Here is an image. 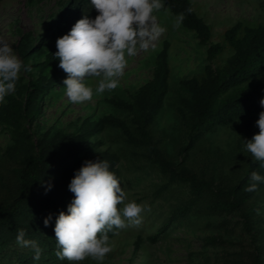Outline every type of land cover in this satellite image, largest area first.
<instances>
[{
    "label": "trees",
    "instance_id": "trees-1",
    "mask_svg": "<svg viewBox=\"0 0 264 264\" xmlns=\"http://www.w3.org/2000/svg\"><path fill=\"white\" fill-rule=\"evenodd\" d=\"M40 1L25 0V3L32 6ZM55 1L57 10L39 35L35 39L28 35L19 38L15 46L17 56L32 71L27 72V77L20 76L15 92L6 97V104L0 105V127L7 135L0 154V264H68L54 254L57 250L54 227L59 213L67 214V207L74 199L68 185L75 172L85 161L106 160L110 171L121 181L118 154L99 150L100 142L88 145L107 130L118 131L125 146L135 150L131 155L155 167L165 179L154 191L155 197L168 191L171 185L186 192V198L169 208L154 232L145 237V242L151 245L159 242L172 225L190 216L212 217L235 212L248 234L253 200L264 191V183L258 185L256 192L243 189L253 171L264 176V167L246 152L248 163L242 172L227 185L215 186L213 160L200 161L196 153L206 136L217 129L238 124L244 141L253 137L252 123L264 111L260 105L264 99V19L255 26L235 22L223 31L220 43L210 44L209 27L194 13L190 0H164L171 16L185 14L180 26L190 31L199 45L206 46V64L201 75L178 81L179 94L172 109L181 132V144L176 149L178 161H173L166 156L161 139L151 132L169 89L166 41L154 55L149 78L128 99L117 96L103 99L104 104L123 112L125 119L112 115L85 117L78 119L70 132L49 128L34 136L41 103L55 94L56 87L65 91L63 81L67 76L54 56L57 39L68 34L84 16L94 19L98 15L91 0ZM225 52L223 62L215 64V59ZM244 141L237 143L239 152ZM229 150L237 152V147ZM48 183L52 188L46 192L42 184ZM49 215L52 219L45 227L44 220ZM19 229L26 232V239L38 242L43 250L39 261L33 259L31 248H22L16 243ZM117 235L109 233L110 240ZM141 240L137 236L133 247ZM203 241L214 245L218 239L208 237ZM251 247L236 255L235 264H264V248Z\"/></svg>",
    "mask_w": 264,
    "mask_h": 264
},
{
    "label": "rangeland",
    "instance_id": "rangeland-1",
    "mask_svg": "<svg viewBox=\"0 0 264 264\" xmlns=\"http://www.w3.org/2000/svg\"><path fill=\"white\" fill-rule=\"evenodd\" d=\"M194 13L203 19L210 30V44L220 43L225 29L241 22L245 26H255L264 19V0H190ZM57 10L55 0H41L32 6H27L25 0L0 1V38L6 40L16 53V44L22 35L35 39L44 29L51 15ZM160 24L166 27V33L157 42L154 50L141 52L136 57L129 58V66L115 90L95 96L91 102L72 104L65 97L64 92L57 87L55 94L47 96L36 117L34 136L53 128L62 132L73 130L78 119L103 115H112L125 119L123 112L116 111L104 104V98L117 96L128 99L134 90L144 83L150 76L155 53L161 43H168V93L164 99L163 108L156 117L151 128L155 137L162 141L166 156L178 161L176 149L181 144L180 129L173 113L172 106L179 94L178 81L181 79L200 76L205 62L206 46L197 43L193 34L179 26L175 27L177 17L171 16L166 9L156 13ZM227 52L217 57L215 64H221ZM30 59L27 61L30 64ZM22 72L21 77H27ZM30 74V73H29ZM91 87L97 86L96 80H87ZM255 118L252 123L253 135L258 134ZM244 141L240 125L235 124L217 129L206 136L199 146L198 160H213V179L215 186L227 185L229 180L240 174L248 163L245 145L238 150V141ZM100 142L99 150L107 149L119 156L118 169L121 187L128 194V201L147 205L150 211L143 214V222L137 227L121 230L111 239L113 251L109 253L103 264H235L236 255L242 250L249 251L251 246L264 248V191L253 200L252 224L249 233L242 227V220L238 213L229 215L201 217L190 216L170 227L162 240L155 244L145 242V237L152 234L159 222L168 213L169 208L186 198V192L178 186H170L168 191L154 196L157 187L165 182L155 167L148 166L139 157L131 155L135 150L125 146L118 131L107 130L100 136L89 141L94 146ZM7 143L6 132L0 127V154ZM237 147V152L230 151ZM214 155H211V154ZM242 153V154H241ZM250 157L252 158L251 154ZM221 177L222 180L219 178ZM259 209V215L257 214ZM137 236L141 237L136 248L133 242ZM216 237L214 245L204 244V239ZM81 264H97L96 261L86 259Z\"/></svg>",
    "mask_w": 264,
    "mask_h": 264
},
{
    "label": "clouds",
    "instance_id": "clouds-1",
    "mask_svg": "<svg viewBox=\"0 0 264 264\" xmlns=\"http://www.w3.org/2000/svg\"><path fill=\"white\" fill-rule=\"evenodd\" d=\"M98 15L94 19L84 16L71 31L58 38L55 57L59 68L67 78L64 95L72 104L91 102L95 96L111 92L120 86L129 66V58L141 52L154 50L157 42L166 33L156 13L165 9L164 0H91ZM188 12L191 9L187 10ZM185 19L179 13L175 27ZM14 53L9 43L0 38V105L14 93L22 72H31ZM96 80L91 87L87 80ZM264 107V99L260 100ZM258 134L244 141L245 150L254 162L264 167V111L256 121ZM264 183V176L253 171L245 192H256ZM46 192L51 183L43 185ZM74 199L61 211L56 219L54 233L57 244L55 256L68 264H81L86 259L103 264L113 251L109 233L117 235L120 230L139 227L143 214L150 211L147 205L128 201L125 188L106 160L85 161L75 172L68 185ZM259 215V209H257ZM52 217L44 220L48 227ZM26 232L19 229L16 243L34 251L33 259L39 261L42 249L36 240L26 239Z\"/></svg>",
    "mask_w": 264,
    "mask_h": 264
}]
</instances>
